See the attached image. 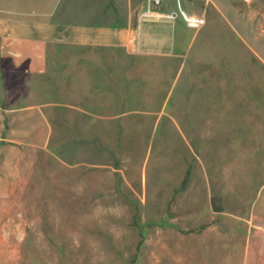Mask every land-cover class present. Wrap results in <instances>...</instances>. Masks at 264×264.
<instances>
[{
	"label": "rangeland",
	"instance_id": "rangeland-1",
	"mask_svg": "<svg viewBox=\"0 0 264 264\" xmlns=\"http://www.w3.org/2000/svg\"><path fill=\"white\" fill-rule=\"evenodd\" d=\"M215 1L229 5L232 29L264 56V0ZM251 67L252 78L234 82L243 98L234 101L229 164L210 131L184 140L179 114L138 115L135 128L90 129L86 139L58 112L45 148L25 145L34 133L10 122L0 139V264H193L200 238L201 249L223 253L216 239L223 245L225 232L234 240L264 233L250 210L264 182V66Z\"/></svg>",
	"mask_w": 264,
	"mask_h": 264
},
{
	"label": "crops",
	"instance_id": "crops-1",
	"mask_svg": "<svg viewBox=\"0 0 264 264\" xmlns=\"http://www.w3.org/2000/svg\"><path fill=\"white\" fill-rule=\"evenodd\" d=\"M147 9V0H0V139L20 119L21 130L36 137L25 145L45 148L58 123L50 115L58 112L67 129H80L86 139L90 129L104 135L125 123L135 128L138 115L179 114L175 124L182 138L199 139L202 129L210 131V142L225 145L223 161L229 164L234 101L243 98L234 82L252 78L251 65L264 66L258 42L250 44L232 29L226 2L151 5L153 13L183 11L204 19L199 27L189 26L181 14L149 17ZM217 34H223V43H217ZM239 112L247 114V105ZM239 129L245 139L247 123ZM230 165L226 177L232 179ZM250 210L264 220V182ZM232 236L225 232L223 245L217 236L223 253L201 249L205 237L200 238L193 264H264V233Z\"/></svg>",
	"mask_w": 264,
	"mask_h": 264
},
{
	"label": "built area",
	"instance_id": "built-area-1",
	"mask_svg": "<svg viewBox=\"0 0 264 264\" xmlns=\"http://www.w3.org/2000/svg\"><path fill=\"white\" fill-rule=\"evenodd\" d=\"M148 1V9L146 15L149 17H158V18H176L179 14H181L184 19L186 20L187 24L192 27H199L201 24L204 23V19L189 17L186 15L185 12H171V13H153L151 10V5L155 4L158 5L162 2V0H147Z\"/></svg>",
	"mask_w": 264,
	"mask_h": 264
}]
</instances>
